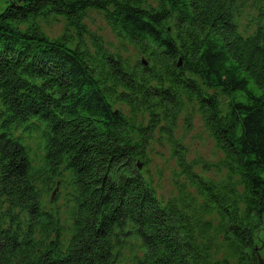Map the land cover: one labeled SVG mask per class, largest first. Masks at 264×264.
<instances>
[{"label":"trees","instance_id":"16d2710c","mask_svg":"<svg viewBox=\"0 0 264 264\" xmlns=\"http://www.w3.org/2000/svg\"><path fill=\"white\" fill-rule=\"evenodd\" d=\"M91 11L141 60L105 48ZM182 117L213 160H189ZM155 144L179 167L167 197ZM0 264H264V0H10Z\"/></svg>","mask_w":264,"mask_h":264},{"label":"rangeland","instance_id":"374dc122","mask_svg":"<svg viewBox=\"0 0 264 264\" xmlns=\"http://www.w3.org/2000/svg\"><path fill=\"white\" fill-rule=\"evenodd\" d=\"M4 1L8 6L10 0ZM142 1L146 2L148 5L156 4V0ZM248 5L250 6V3H248ZM247 11L249 15L255 14V10L248 9ZM87 15L88 18H85L84 21L87 29L101 38L105 48L116 53H121L126 59H130L132 63L141 60L142 56L135 47L130 46L117 38V35L113 33L108 26L104 14L102 15L101 13L91 11ZM248 20V16L245 15L243 22H247ZM62 26L56 25L51 30L47 31V33L51 37H57L61 35L63 31ZM85 41L90 44L89 36L85 37ZM193 120L192 125L188 127L187 122L182 117L175 133L176 138L179 141H184L185 146L190 152V161L199 160L201 158L211 161L213 160L212 156L214 157L212 140L209 138L207 132H204L202 123H199V119L196 117V119ZM149 169L154 176V186L158 190L160 196L164 195L167 197L169 194L175 192L174 172L178 173L179 167L177 166L176 159L172 157L169 151L165 150L158 144H155ZM178 181L181 183L183 180L178 178Z\"/></svg>","mask_w":264,"mask_h":264},{"label":"water","instance_id":"95a60500","mask_svg":"<svg viewBox=\"0 0 264 264\" xmlns=\"http://www.w3.org/2000/svg\"><path fill=\"white\" fill-rule=\"evenodd\" d=\"M6 8H7V5L5 4V1L0 0V14H2Z\"/></svg>","mask_w":264,"mask_h":264},{"label":"bare ground","instance_id":"6f19581e","mask_svg":"<svg viewBox=\"0 0 264 264\" xmlns=\"http://www.w3.org/2000/svg\"><path fill=\"white\" fill-rule=\"evenodd\" d=\"M87 18V17H86ZM87 20V19H86ZM84 21H85V18H84ZM85 23V22H84Z\"/></svg>","mask_w":264,"mask_h":264}]
</instances>
